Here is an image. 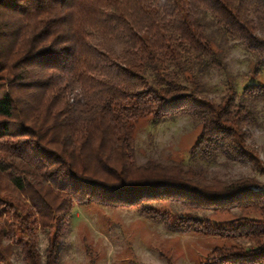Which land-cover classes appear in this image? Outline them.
Returning <instances> with one entry per match:
<instances>
[{
  "label": "trees",
  "instance_id": "1",
  "mask_svg": "<svg viewBox=\"0 0 264 264\" xmlns=\"http://www.w3.org/2000/svg\"><path fill=\"white\" fill-rule=\"evenodd\" d=\"M206 16L264 54V0H0V264H56L71 209L89 205L222 240L201 264H264V183L134 159L139 121L185 116L199 127L190 156L259 169L246 101L264 103V86L202 94V71L221 67Z\"/></svg>",
  "mask_w": 264,
  "mask_h": 264
},
{
  "label": "rangeland",
  "instance_id": "2",
  "mask_svg": "<svg viewBox=\"0 0 264 264\" xmlns=\"http://www.w3.org/2000/svg\"><path fill=\"white\" fill-rule=\"evenodd\" d=\"M203 20L208 23L207 31L220 52L221 67L202 71L199 76L202 94L217 103L231 87L236 92V101H239L237 97L245 84L253 82L264 86V64L255 69L257 62L264 60V54L254 46L221 36L208 16ZM255 36L264 44V29L258 30ZM246 103L254 115L253 124L247 129V144L259 161V169L245 162L226 160L220 155L206 160L190 156L189 150L198 135L199 127L185 116L155 123L148 119L139 121L134 132L133 153L136 163L153 160L164 165L179 164L202 170L207 179L230 182L252 178L263 184L264 103ZM167 206L159 204L157 207ZM172 209L179 208L175 205ZM200 214L214 222L231 219L227 214ZM58 242L56 264H167L166 259L171 264H201L212 247L224 243L219 239L188 232L168 233L162 225L153 224L141 217L134 208L98 205L74 206L71 209V220ZM235 243L248 246L243 240ZM46 246V237L39 233L38 252L42 258ZM11 261L12 264H22L16 254Z\"/></svg>",
  "mask_w": 264,
  "mask_h": 264
}]
</instances>
